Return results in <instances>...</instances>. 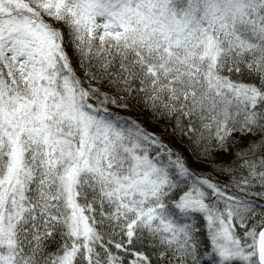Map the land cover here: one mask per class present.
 I'll list each match as a JSON object with an SVG mask.
<instances>
[{"label":"snow or ice","instance_id":"obj_1","mask_svg":"<svg viewBox=\"0 0 264 264\" xmlns=\"http://www.w3.org/2000/svg\"><path fill=\"white\" fill-rule=\"evenodd\" d=\"M0 264H264V0H0Z\"/></svg>","mask_w":264,"mask_h":264}]
</instances>
